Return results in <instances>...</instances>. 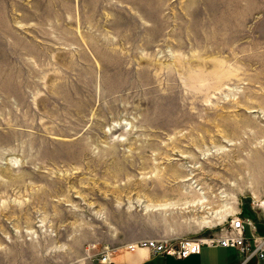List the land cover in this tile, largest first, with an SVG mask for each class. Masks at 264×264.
Returning <instances> with one entry per match:
<instances>
[{
  "label": "rangeland",
  "instance_id": "obj_1",
  "mask_svg": "<svg viewBox=\"0 0 264 264\" xmlns=\"http://www.w3.org/2000/svg\"><path fill=\"white\" fill-rule=\"evenodd\" d=\"M263 201L264 0H0V264L178 247Z\"/></svg>",
  "mask_w": 264,
  "mask_h": 264
},
{
  "label": "built area",
  "instance_id": "obj_2",
  "mask_svg": "<svg viewBox=\"0 0 264 264\" xmlns=\"http://www.w3.org/2000/svg\"><path fill=\"white\" fill-rule=\"evenodd\" d=\"M262 205L264 206V204H261V209L264 211ZM262 213L264 215V212ZM202 246L236 248L243 256L241 264H247L253 258L264 259V235H258L253 220L242 218L240 213L231 216L226 229L215 236L186 239L178 247L166 241L145 240L129 245V248L145 247L155 253L186 257L191 253H199ZM101 263L110 264V258L108 260L104 258Z\"/></svg>",
  "mask_w": 264,
  "mask_h": 264
},
{
  "label": "crops",
  "instance_id": "obj_3",
  "mask_svg": "<svg viewBox=\"0 0 264 264\" xmlns=\"http://www.w3.org/2000/svg\"><path fill=\"white\" fill-rule=\"evenodd\" d=\"M240 213L245 214L243 209ZM244 216L251 218L250 214ZM252 219H254L257 234L264 235L261 218L256 216ZM242 261L243 256L236 248L222 246H202L199 253H191L186 257L155 253L145 247L134 249L124 247L111 254L110 258V264H241ZM247 264H264V259L253 258Z\"/></svg>",
  "mask_w": 264,
  "mask_h": 264
},
{
  "label": "bare ground",
  "instance_id": "obj_4",
  "mask_svg": "<svg viewBox=\"0 0 264 264\" xmlns=\"http://www.w3.org/2000/svg\"><path fill=\"white\" fill-rule=\"evenodd\" d=\"M261 204H264V201L261 203ZM263 206V205H262ZM264 207V206H263ZM264 210V209H263ZM264 212V211H263ZM108 258H111V256H108Z\"/></svg>",
  "mask_w": 264,
  "mask_h": 264
}]
</instances>
